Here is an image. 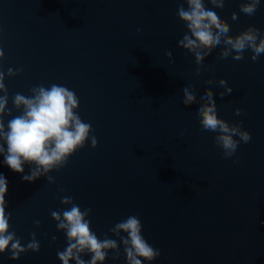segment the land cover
<instances>
[{
    "label": "water",
    "instance_id": "95a60500",
    "mask_svg": "<svg viewBox=\"0 0 264 264\" xmlns=\"http://www.w3.org/2000/svg\"><path fill=\"white\" fill-rule=\"evenodd\" d=\"M241 2L225 0L220 11L230 34L249 25L264 34V0L252 16L240 12ZM181 4L188 7L185 0H0L3 70L23 69L5 77L9 108L16 93L65 86L79 97L76 111L98 140L92 148L89 138L66 167L53 169L55 183L24 181L31 166L14 172L0 154L11 230L24 245L35 232L41 245L19 260L0 254V264H62L57 252L67 238L51 211L70 207L64 196L92 209V231L101 240L107 233L120 243L119 259L110 251L104 264H126L109 229L131 215L161 253L151 264H264V54L257 61L250 50L240 61L221 59L216 47L197 76L194 54L179 46L187 31L177 15ZM221 77L233 87L223 98ZM185 86L194 87L197 100L212 88L218 115L243 121L251 140L225 158L216 133L202 130L197 104H183ZM236 108L244 112L238 116Z\"/></svg>",
    "mask_w": 264,
    "mask_h": 264
},
{
    "label": "clouds",
    "instance_id": "9594fccd",
    "mask_svg": "<svg viewBox=\"0 0 264 264\" xmlns=\"http://www.w3.org/2000/svg\"><path fill=\"white\" fill-rule=\"evenodd\" d=\"M208 2L212 5V10L206 7L205 0H185L188 7L185 8L181 4L177 10L178 17L187 29L179 40V46L194 54L198 66L195 74L201 75L206 56L216 47L222 46L219 53L221 59L231 56L240 61L244 59L245 52L250 50L251 59L257 61L264 54V34L261 30L255 25H249L238 34L231 35L229 23L220 15L225 0ZM260 2L261 0H242L240 12L252 16ZM232 19H238V13L233 12ZM4 55V51L0 49V92L3 93L0 95V154L4 156L3 162L12 171L22 174L25 171L24 165H30V174L22 176L26 182H35L40 177H46L49 183H55V178L49 173L53 169L66 167L69 158L83 148L89 138L92 148L98 146V140L95 135H91L92 125L85 123L76 111L80 106L79 97L65 86L52 84L45 87L41 84L30 89V96L16 93L11 97L13 107L9 108L10 97L5 77L17 76L23 69L10 67L5 73ZM166 55L172 58L171 51ZM209 83H213L211 78ZM218 85L224 89L219 93L221 98L233 92V87L228 84L226 78L221 77ZM182 91L183 104H197L196 113L202 130L216 133L214 142L223 150L225 158H230L236 153L240 142L248 143L251 140V133L242 127L243 121L230 123L218 115L212 88L205 87V94L201 95L199 100L194 87L185 86ZM13 110L19 115H13ZM242 112L244 110L241 108L235 109L238 116ZM6 116L10 117L7 125ZM183 135L182 132L181 136ZM7 191L8 181L0 174V254L10 251V258L19 260L21 254L28 251L39 252L41 245L35 232L31 233V241L24 245L11 230V213L6 211ZM61 203L70 207L51 211V216L57 222V228L64 231L67 238L65 249L57 252L62 264H71L72 261H75V264H104L110 251L114 260L119 259L120 243L109 238L107 233L101 240L92 231L89 219L91 208L81 209L71 196L62 197ZM35 223L37 227L40 226V221ZM142 228L139 217L131 215L109 229L123 244L126 264H144V261L151 264L161 254L144 238ZM56 239L55 236L52 237L53 241ZM85 255H90L91 258L86 260L83 258Z\"/></svg>",
    "mask_w": 264,
    "mask_h": 264
}]
</instances>
